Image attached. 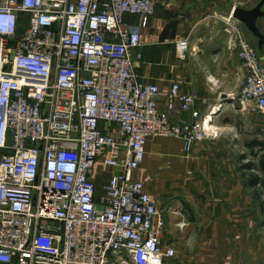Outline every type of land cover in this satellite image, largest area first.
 Returning <instances> with one entry per match:
<instances>
[{"label":"built area","instance_id":"obj_1","mask_svg":"<svg viewBox=\"0 0 264 264\" xmlns=\"http://www.w3.org/2000/svg\"><path fill=\"white\" fill-rule=\"evenodd\" d=\"M157 1L0 0V264L176 258L158 200L133 174L151 137L188 153L218 138L223 103L203 114L175 80L162 106L160 85L142 80ZM223 29L244 70L233 99L264 114V59L233 14ZM191 51L175 42L178 59Z\"/></svg>","mask_w":264,"mask_h":264},{"label":"crops","instance_id":"obj_2","mask_svg":"<svg viewBox=\"0 0 264 264\" xmlns=\"http://www.w3.org/2000/svg\"><path fill=\"white\" fill-rule=\"evenodd\" d=\"M261 1L158 0L143 29L138 73L160 85L162 106L175 80L199 95L203 114L223 103L215 121L218 138L198 142L188 153L179 138L151 137L145 160L133 174L163 210L168 240L177 249L170 264H264V207L254 197L259 192L264 202V190L250 187L243 175L259 171L242 168L258 164L264 153V140L258 139L264 138V117L239 102H226L239 93L244 70L223 29L237 7L252 10ZM127 20L137 18L128 15ZM257 25L264 37V16ZM239 28L264 59V44L259 46L245 24ZM185 38L192 51L178 59L175 42Z\"/></svg>","mask_w":264,"mask_h":264},{"label":"water","instance_id":"obj_3","mask_svg":"<svg viewBox=\"0 0 264 264\" xmlns=\"http://www.w3.org/2000/svg\"><path fill=\"white\" fill-rule=\"evenodd\" d=\"M264 0H262L254 9L246 10L241 7H237L233 13V17L239 23H243L253 33V35L259 39V46L264 44V37L258 28V19L264 16L263 11Z\"/></svg>","mask_w":264,"mask_h":264},{"label":"trees","instance_id":"obj_4","mask_svg":"<svg viewBox=\"0 0 264 264\" xmlns=\"http://www.w3.org/2000/svg\"><path fill=\"white\" fill-rule=\"evenodd\" d=\"M242 168L249 170H256L257 172L259 171V174L252 172L251 174H247V175L246 173L245 174L243 173V175L248 178V184L250 187H257L259 185L264 190V153L259 156L258 164L249 162L247 164H244ZM254 197L256 200L260 202L262 207H264V202L262 201L261 194L259 192H255Z\"/></svg>","mask_w":264,"mask_h":264},{"label":"rangeland","instance_id":"obj_5","mask_svg":"<svg viewBox=\"0 0 264 264\" xmlns=\"http://www.w3.org/2000/svg\"><path fill=\"white\" fill-rule=\"evenodd\" d=\"M228 16H229V15H228ZM225 26H226V23H225ZM225 26H224V27H225ZM236 94H238V93H236ZM236 96H237V95H232V96H229V97L227 96V97H226L227 100H228V101H226L227 104L235 105L237 101H235L233 98L236 97ZM249 108H253L254 110H256V111H257L256 113L259 114L258 116L260 117V119H262V117H264V114L261 113L257 108H254L253 105L249 106ZM244 122H245L244 125L247 127V129H249V128H248L249 125H246V122H247V121H246V120H243V123H244ZM247 123H248V122H247ZM258 139H262V140H264V138H261V136H260ZM244 163H245V162H244ZM106 175H108V173H106ZM170 263H171V261L167 262V264H170Z\"/></svg>","mask_w":264,"mask_h":264}]
</instances>
